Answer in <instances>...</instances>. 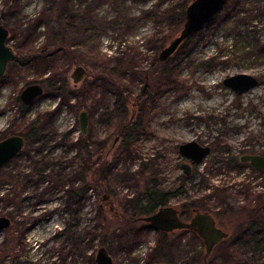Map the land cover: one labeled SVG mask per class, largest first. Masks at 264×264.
I'll use <instances>...</instances> for the list:
<instances>
[{
  "label": "rangeland",
  "instance_id": "374dc122",
  "mask_svg": "<svg viewBox=\"0 0 264 264\" xmlns=\"http://www.w3.org/2000/svg\"><path fill=\"white\" fill-rule=\"evenodd\" d=\"M178 1L0 0V22L21 55L0 79V140L38 123V138L26 139L0 174V193L18 196L8 208L0 201V213L15 215L0 231V264H97L102 246L115 264H264V241L255 253L238 231L241 210L264 191V173L239 161L264 154V0H229L201 35L161 60L184 25L164 13ZM78 63L89 74L75 83ZM237 73L259 85L235 93L224 79ZM32 83L44 93L24 113L18 97ZM83 110L92 136L84 154ZM130 122L142 131L129 139L122 127ZM191 140L211 153L187 175L179 144ZM10 172L32 181L20 189ZM76 188L79 198L70 196ZM162 192L185 218L212 212L229 236L205 259L196 232L131 220Z\"/></svg>",
  "mask_w": 264,
  "mask_h": 264
},
{
  "label": "water",
  "instance_id": "95a60500",
  "mask_svg": "<svg viewBox=\"0 0 264 264\" xmlns=\"http://www.w3.org/2000/svg\"><path fill=\"white\" fill-rule=\"evenodd\" d=\"M229 0H192L185 14V22L181 31L170 43L160 52V59L167 60L173 55L181 44L195 33L203 30L211 23L227 5ZM4 13L2 14V18ZM9 29L0 22V79L7 75L10 62L20 58L15 48L9 44ZM89 74V70L82 64L75 66L71 76L75 83L80 82L84 76ZM224 84L230 87L235 93L243 94L259 85V79L249 73H237L224 79ZM44 88L38 83H32L26 86L20 98L25 104H32L38 97L43 95ZM89 128L88 111L83 110L80 114V129L83 134H87ZM25 137L21 134H12L0 140V174L5 166L23 150L25 146ZM180 154L189 159L192 164H201L211 153L209 145H202L195 140L179 144ZM242 163H250L257 170L264 169V154L245 153L239 157ZM185 173H191V164L183 163ZM110 195L105 193V200ZM140 220L149 223L154 229L164 232L174 230H190L196 232L204 241L206 259L214 248L229 236V232L217 223V219L212 212L208 210L195 209V214L191 219L181 218L178 209L173 205H165L158 208L155 212L140 217ZM12 225V219L7 215H0V231L5 230ZM97 264H115L113 257L105 246L98 248L95 255Z\"/></svg>",
  "mask_w": 264,
  "mask_h": 264
},
{
  "label": "trees",
  "instance_id": "16d2710c",
  "mask_svg": "<svg viewBox=\"0 0 264 264\" xmlns=\"http://www.w3.org/2000/svg\"><path fill=\"white\" fill-rule=\"evenodd\" d=\"M11 1L10 3L13 2V0H9ZM192 0H179L178 3L176 4H171L170 7H167L166 10H164L165 14H167V20H169L170 22H175V26L178 28L180 27L182 24H184L185 22V14H186V8L188 6V4L191 2ZM10 7V6H9ZM174 7H178L179 11L178 13H176L174 10L175 8ZM92 14V12H90ZM177 14V15H176ZM217 16V15H216ZM209 25V24H208ZM202 31V30H201ZM201 31L198 32V33H195L193 36H196V35H201ZM25 34V33H24ZM192 37L186 39L183 43L185 42H189L190 39ZM182 43V44H183ZM181 44V45H182ZM44 48V47H43ZM57 50L60 49L59 47L56 48ZM21 58V56H20ZM55 83V82H54ZM53 83V84H54ZM61 83H65V79H62V82ZM61 87H63V85H60ZM59 87V86H58ZM18 101L22 102L21 101V98L18 97ZM21 108H22V111L25 113L28 108H29V105L28 104H25V103H21ZM38 123L37 121H32L29 125V131L27 132V134H23L27 140H34L36 138H38V132H37V126ZM134 123L130 122V123H127L125 126L122 127V131L125 130V135H126V138L129 137H132V136H137V134H139L141 131H142V127H141V123L137 124L136 123V126H133ZM22 134V133H20ZM92 136L90 134L86 135L84 139H86V142H84V147H87V150H82V154L88 152L89 150V143H90V138ZM85 141V140H84ZM92 142V141H91ZM234 161V159H232ZM240 161V160H239ZM39 162V161H36V163ZM235 162V161H234ZM238 162V161H236ZM239 163V162H238ZM101 165H103V162H101ZM7 166V165H6ZM40 166V165H38ZM36 167L34 169V172L35 173H39V174H42L44 171L47 170V167H49L50 165L49 164H44L40 167ZM5 169V168H4ZM4 169L2 171H4ZM93 171V167H89L86 169V171ZM12 172V171H11ZM10 172V173H11ZM3 173V172H2ZM1 173V175L3 176V174ZM8 173V174H10ZM22 173L18 172V173H11L10 174V177H13L15 183H18L17 184V187H19L21 189V186L22 184L24 183L25 186H29L30 182L32 181V173L30 174H27L25 175L24 177H22L21 175ZM0 175V177H1ZM43 179V178H42ZM85 179V177H84ZM86 182V180H85ZM87 183V186L84 188L86 189L87 187H89L90 183L86 182ZM36 185L37 182H36ZM108 192L107 193H111V190L110 189H107ZM106 190V191H107ZM83 189L82 191L80 192L79 191V188H76L73 189L70 193V196L73 197V198H79L81 197L83 194ZM180 191V190H179ZM16 195H19L18 193ZM169 193H164L162 192L159 196L157 195H154V193H151V196L148 198V203L145 204V207L147 210H144V213L141 215H147V214H150L151 212L155 211L160 205H165L168 200H169ZM17 199H18V196H10L9 194L6 195L5 193H0V201L3 203V206L8 208L13 202H17ZM257 200L256 204L255 205H252V204H249L248 205V208H243L240 212L241 216L242 214L246 215V216H242L240 217L239 220H241V224L238 226V231H244L246 233L244 234H248L251 236V240L250 242L252 243L253 245V251L256 253L260 250L261 247L260 246V243H262L264 241V221L262 219H264V212L261 211V205L264 204V191L261 193H258L257 196H256V199L255 201ZM21 201V199H20ZM22 203V202H21ZM0 207H2L0 205ZM21 205L18 207V209L21 211ZM144 208V207H142ZM14 212L11 211V212H6V213H0V215H7L9 216L12 220L15 219V215H13ZM140 217V216H139ZM241 218H245L244 220L241 219ZM134 219V218H133ZM131 219V220H133ZM75 226V224H73L72 226L68 225L66 227V231L65 232H68L70 233V231L72 232V228ZM246 230V231H245ZM69 236L71 237V235L69 234ZM82 239V238H80ZM243 255V258L241 259L242 262H244L245 260V253L243 252L242 253ZM2 263V262H1ZM42 261L41 260H37L35 262H30L28 264H41ZM73 263V262H72ZM46 264V263H45ZM204 264H206L204 262Z\"/></svg>",
  "mask_w": 264,
  "mask_h": 264
},
{
  "label": "flooded vegetation",
  "instance_id": "af4514ba",
  "mask_svg": "<svg viewBox=\"0 0 264 264\" xmlns=\"http://www.w3.org/2000/svg\"><path fill=\"white\" fill-rule=\"evenodd\" d=\"M18 134V133H17ZM89 134V132H87V134H84V136H86V135H88ZM21 135H23V134H21ZM24 136V135H23ZM25 137V136H24ZM25 140H26V137H25ZM84 150H87V147H84L83 148ZM21 153V152H20ZM19 153V154H20ZM262 154V153H261ZM186 160L188 161V163H190L191 164V170H192V166L193 165H196V164H192L191 163V161L189 160V159H187L186 158ZM250 164V163H249ZM183 165V164H182ZM250 166H251V164H250ZM183 168V167H182ZM254 169H256L255 167H254ZM256 171H258V172H263L264 173V169H262V170H257L256 169ZM191 173H192V171H191ZM191 173L189 174V175H191ZM262 186V188H263V185H261ZM165 205H169V204H165ZM165 205H160L158 208H160L161 206H165ZM157 208V209H158ZM177 208V207H176ZM156 209V210H157ZM178 209V208H177ZM155 210V211H156ZM155 211H153V212H155ZM178 211H179V209H178ZM153 212H151V213H153ZM121 217H123V218H127L123 213L121 214L120 212H117ZM150 213V214H151ZM179 214H180V216H181V218H183V219H186V220H189V219H191L192 218V216L195 214V210H194V212H193V214L190 216V217H188V218H185L183 215H182V213H180V211H179ZM141 217V216H140ZM140 217H137V218H134L133 220L134 221H140ZM142 221V220H141ZM218 223V222H217ZM150 225V224H149ZM12 226V225H11ZM151 226V225H150ZM174 231H176V230H174ZM171 232H173V231H171Z\"/></svg>",
  "mask_w": 264,
  "mask_h": 264
}]
</instances>
